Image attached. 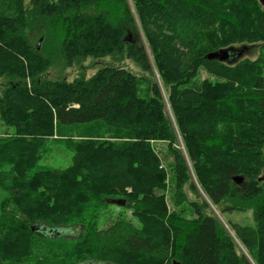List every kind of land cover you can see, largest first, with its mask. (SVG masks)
Segmentation results:
<instances>
[{"label":"trees","instance_id":"obj_1","mask_svg":"<svg viewBox=\"0 0 264 264\" xmlns=\"http://www.w3.org/2000/svg\"><path fill=\"white\" fill-rule=\"evenodd\" d=\"M29 4L0 0V78L9 84L0 119L15 130L0 138V190L9 198L0 264H264V63L243 59L264 43L262 0ZM228 49L242 55L206 58ZM108 57L131 60L145 75L106 66L71 83L46 78L56 59L72 66ZM92 125L118 136L79 143L67 170L33 173L56 133ZM153 143L165 144L168 158ZM189 166L203 193L192 183L195 201L185 192ZM114 200L133 216L101 229ZM211 206L220 216L252 211V226L230 224L241 247ZM63 229L81 234L68 241Z\"/></svg>","mask_w":264,"mask_h":264},{"label":"rangeland","instance_id":"obj_2","mask_svg":"<svg viewBox=\"0 0 264 264\" xmlns=\"http://www.w3.org/2000/svg\"><path fill=\"white\" fill-rule=\"evenodd\" d=\"M30 0H25L26 6L30 5ZM42 31H35L34 36L32 37V44L34 46H37L40 44V47H42L45 37L43 36ZM42 40V42H40ZM45 44V43H44ZM149 57L152 59L151 51L148 48L147 45L142 46ZM236 48H239L241 46H235ZM243 59H247L250 61H261L264 63V43H258L254 44L247 52H245ZM106 66H120L125 69H128L129 71L133 72L134 74L138 76H144L145 74L141 71V69L136 66V64L131 61L127 60L125 58L120 57H108L104 59H93V58H87V59H79L76 61L72 66H68L67 63L63 59H56L55 64L52 66V68L49 70V73L46 75V78L50 80H66L67 82H73L76 79H89L92 76H94L100 69L106 67ZM153 70H154V78L153 80L156 81L161 87L162 82L159 76L158 71H156L154 64H153ZM208 75L203 71L200 74L199 80L206 79ZM17 81V80H16ZM9 84H6V80L4 78H0V95L3 94V92L7 89V86ZM173 122V119H171ZM175 133L177 134L176 127L173 126ZM15 133V130L11 127H8L5 123H3L0 119V138L1 137H7L8 135H13ZM114 136H118L117 133L108 131L107 128L99 126V125H92L87 127H74L71 129H66L61 132H58L55 134V136L52 139H49L47 143L45 144L44 148L42 149L43 155L40 161L37 163L36 169L33 171V173L38 172H49V170H67L72 166L73 157L76 154V148L79 143L86 141L90 138H93V140H99L102 139H111ZM129 139H127L128 141ZM152 146L156 147V151L161 155L162 158L166 159L168 156H166V147L165 144L162 143H153ZM176 147L183 153L184 157L186 158V150L183 147L182 142L180 139H178V142L176 144ZM11 163H14L13 160H10V162H6L4 164L10 165ZM21 164L25 163L22 162ZM20 164V165H21ZM5 165V167L7 166ZM15 167H19L20 165H17L14 163ZM23 168V169H24ZM21 168H17L16 171L20 173V180H22L23 175L22 172L24 171ZM168 169V175L167 179L175 182L174 178H172V173L170 172V169ZM6 172L9 173L14 170L12 167H6ZM189 173L188 177L189 180L186 181L185 184V192L188 193V198L190 201H195L198 198V196L192 192L191 187L192 183H194L199 190V193L201 196H203L202 191L200 190V187L197 184L196 179L193 176V171L191 167L189 166ZM45 176H41V180L36 183L38 185L39 183H44ZM43 191V190H41ZM50 190H47L46 193L48 194ZM47 195L43 196V199H45ZM165 203L167 206H171L172 202H170L169 198L165 197ZM9 206V198L7 194L4 191L0 190V216L3 213V210ZM211 210L216 214V216L220 219L228 233L232 236V238L237 242L239 247H241L239 241L236 238L235 232L232 230L230 224H238L241 226H252L253 225V218H252V211L250 212H230L227 214H224L220 216V213L216 210V208L211 206ZM123 215L126 218H130L133 216L131 208L125 207V206H119L112 204L109 207V213H106L104 215V219H102L99 222V227L101 229L109 226L110 222L112 220H115L116 216ZM60 234L64 236V238H67L68 241H72L75 238H77L81 234L80 229H63L60 231ZM27 249L28 244H25ZM10 247L7 246L6 250H8ZM8 252V251H6ZM242 253L247 254L245 250L242 249ZM0 256H8L4 253V251H0ZM90 264H99V263H90Z\"/></svg>","mask_w":264,"mask_h":264},{"label":"water","instance_id":"obj_3","mask_svg":"<svg viewBox=\"0 0 264 264\" xmlns=\"http://www.w3.org/2000/svg\"><path fill=\"white\" fill-rule=\"evenodd\" d=\"M262 3L264 4V0H262ZM40 42H42V40H40ZM38 50L40 49V44L37 45ZM238 50L235 49H228V50H220L218 52H213V53H209L206 58L208 60H217L220 62H227V61H232V58L236 57H240L242 55V53ZM233 53H236L234 55H232ZM235 181L237 184H241L243 179L242 178H235ZM112 204L115 205H119V206H125L126 203L124 201H120V200H114L112 201Z\"/></svg>","mask_w":264,"mask_h":264}]
</instances>
